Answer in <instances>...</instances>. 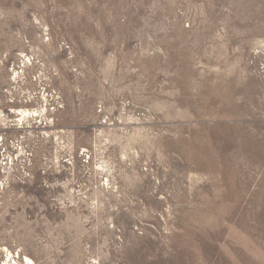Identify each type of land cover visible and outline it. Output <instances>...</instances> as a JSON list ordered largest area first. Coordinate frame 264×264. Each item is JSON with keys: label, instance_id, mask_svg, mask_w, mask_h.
Instances as JSON below:
<instances>
[{"label": "rangeland", "instance_id": "obj_1", "mask_svg": "<svg viewBox=\"0 0 264 264\" xmlns=\"http://www.w3.org/2000/svg\"><path fill=\"white\" fill-rule=\"evenodd\" d=\"M0 264H264V0H0Z\"/></svg>", "mask_w": 264, "mask_h": 264}]
</instances>
